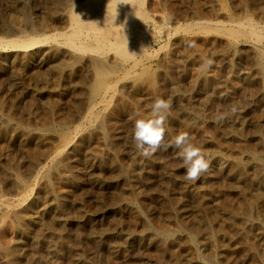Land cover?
<instances>
[{
	"label": "bare ground",
	"instance_id": "1",
	"mask_svg": "<svg viewBox=\"0 0 264 264\" xmlns=\"http://www.w3.org/2000/svg\"><path fill=\"white\" fill-rule=\"evenodd\" d=\"M63 1L65 2V0H63ZM214 1L216 2V0H214ZM218 1H220V0H218ZM47 2L49 5L52 3H56V0H47ZM211 2H209V3H211ZM220 2L222 4V1H220ZM220 2H219V4H220ZM252 3H253V1L250 2V4H252ZM56 4H58V3H56ZM56 4H54V6ZM155 5H157V4H155ZM25 6H27V5H25ZM263 6H264V4H263ZM144 7H146V6H144V0H79V1L69 0V1H67V3H65L64 7L61 9L60 12L58 10H57L58 12H55V13L52 12L51 17L54 20H56V21L60 20V21H62L61 23L64 22L65 26L67 25L69 27V30L64 31L63 33H61L62 36H60V37L64 38V40H65L64 42H66V44L68 46L67 47L68 51H65V52H68L70 54V56H74V58H80V56L77 55V54H79L78 52H84L85 53V51H90V53H92V52L94 53V54L92 53L93 57H91L92 59L90 61L89 66L92 68V70L94 72L93 76L96 77V78H94V80L96 79V81H95L96 83L94 86L95 88L93 90V95L91 94L92 98H90V99L86 98L87 100H90V101L87 102L88 103L86 106L87 109L84 108L86 112L84 114L82 113V115H83L82 117H79L81 120L80 124H78V125L76 124V126H74V127L73 126L69 127V125L67 126V124L65 123V125H66L65 126L64 125L65 120L63 121V119H61V117H59L58 114H56V115L59 117V121L56 118L57 122H55V121L51 122L50 124L46 125L43 128L38 127L39 125L36 126L37 123H36V125L33 126V124H35V123H32L29 121L32 124V125H30V123L28 122L29 119L25 120L28 123H24V119H20L21 117L17 118V115L20 112L17 115L15 114V112L17 111L16 109L19 105L18 102H20V101H17L18 99H16V97H19V96L15 95L16 96L15 98H11L13 96L10 97L9 94L5 93L4 88H3L2 84L0 83V180H3L2 178H4L5 180L7 178H8L7 180H9V178H11L14 186L17 187L18 189H21V191L17 192L18 196L16 195L18 197V199H17L18 203L17 204L12 202L13 199L10 200L11 202H9V199H8V201H6V199L0 198V264H64V262H62L61 259L59 260V258L63 254L64 251L65 252L71 251V249H72L71 245L74 246V244L71 243L72 242L71 241L72 234H75L77 236L76 238H78V243H76V244H79L80 247H77V249H75V252L73 249L72 252H74V255L73 254L72 255L74 257L72 259L70 258L71 260L67 264H88V262L84 258V255L82 254L83 252L81 251V253H78V251H80L81 248L83 249V247H81V246H83L82 244L87 241V239L85 240V238H84L87 235L90 237L89 241L91 239L93 241V243H95L94 245L97 246V248H99L100 246H102L104 244L106 246L107 238H109L110 240L113 239L114 242L109 244V249H110L111 254H112L111 256L113 257V259L110 261L111 262L110 264H118V262L120 260L118 262H117V260L120 259V256H121V258H124V257L127 258V255L125 253H122V252L123 251L125 252V247L128 243H131V245H132L133 242L137 243L138 245L148 246V247H151V246L155 247V246H160V245L162 246V245L167 244L169 242L176 244L177 248H175V250L177 249L176 250L177 252L176 253L174 252L175 254L173 253L174 255L172 256V260H171L172 264H242L243 262L247 261L248 259L252 260V262H254L255 264H258V263H256L258 260L257 258H259V256H257L258 253L261 256V258H259L260 259L259 264H264V150H263L264 148L261 150V149H256V147H255V149H254V147L252 148L251 143L249 144L251 147L244 143V144L237 146V147L235 145V148L234 147L230 148L228 146H225L224 144H220V143H224V142H217L212 138L211 139L210 138H200V137H203V136H201L202 134L200 135L199 138H197L196 137L197 134H195L193 123L200 121V120H203L202 114L200 115V113H197V111L194 110L191 106L181 107L179 110H180V115L182 116V118L178 115H172V114H170L168 117L167 127L169 129V133H166L165 140L166 141L170 140L173 135L178 134L179 132H182V131L188 132L190 134V136L192 137L193 142L196 143L198 146H202L203 150L211 158V163H210V167H209L208 171L204 175H202L195 183H191L188 181L178 182L179 180L176 179V176H174L173 173H171V172L168 173L169 170L166 171V169L161 167L166 172V175H164L163 178L160 180V182H161L160 187H158L159 185L158 186L156 185V187H158V188L151 187V185H155V184H151L149 186L151 188V190L155 189V191H156L155 196L158 198V202H159L158 203L159 205L158 206L156 205V207H159L157 211H156V209L153 210V209H150V207H148L149 202L148 203L146 202V200H147L146 196L147 195L144 193L145 189L143 190V188H144L143 185L147 186L149 183V182H147V181H149L147 179L152 177L151 173L149 171L150 167L147 166V167H149V169L147 171V168L145 165H139L140 164L139 160H137L139 163L136 161L138 163L137 165L136 164H130L131 163L130 161H126L128 163L130 162L129 165L126 162L124 164H127V165H122L118 161V157L120 158L119 155H121L122 152H120V150L118 148L119 144L117 146V143L115 141L109 140L108 130H110L109 129L110 127L109 128H107V127L110 124H109V122H106V123H108V125H106L105 120H104V117L106 115H104V117H103V113H104L103 111L106 110L107 92L109 91V89H111V87L116 85V84H114L113 86H111L110 82L108 81V78L110 77V75L117 73V71H120L122 69V67H124V65L127 63H128L127 65L129 66V68L124 67V72L129 73L130 70L134 69L137 66V64H140L139 62L142 61L141 59L139 60V58H137L138 56H140V57L144 56L143 58L147 59V57H150V56L152 57L154 55V54L151 55L149 53L150 51L148 52L146 50V44L148 42H146V40L144 39V38H147V37H145L146 36L145 32H146V29H148L151 26V23L149 20L150 18L148 16V14L146 13ZM166 8H167V6H166ZM179 8H181V7H179ZM211 8L212 7H210V9ZM218 8H220V7H218ZM21 10H23V9H21ZM25 11L26 12H24L23 14L21 13L22 14L21 19L25 23H29V25L31 24V27H33L34 22H35L32 18L33 16H31L30 11H27L26 9H25ZM222 11L223 10L221 9V12ZM21 12H23V11H21ZM48 12H49V10H48ZM248 12H250V11H248ZM2 13L4 14V12H2ZM196 16H198V15H196ZM3 17H4V15H3ZM226 17H225V19H227ZM246 17L250 18L249 16H246ZM8 18H10V17L8 16ZM166 20H168V18H166ZM239 20H240V18H239ZM7 21L4 20L2 18V16L0 15V23H3L6 26H9V25H7ZM245 21H247V20H245ZM160 22H162V20ZM237 22H239V21H237ZM15 23H17V22H15ZM201 23H202V21H201ZM214 23H216V21ZM195 26H198L197 29L198 30L200 29L202 31L206 25H198V23L195 24L194 22L193 23L178 24L176 26L175 30L181 31V32L184 31L186 33H192L194 31ZM1 28H3V27H1ZM38 28H40V26ZM211 28H212L211 30H213V26ZM216 28H218V26ZM24 29H26V28H24ZM225 29H227L228 35L232 39H239L241 37H246V36L253 37L255 42L260 44L259 46L256 45L255 43L253 45H251V48L254 50V52L256 54L255 57H257L259 59V63L257 60L256 63H254V64H257V63L263 64L264 47L261 46V43H264V29H263V27L262 28L258 27V24H255V22H253L252 19H250L246 25L241 23L238 25V27H234V28L225 27L224 31H225ZM21 30H23V28ZM198 30H197V32H198ZM204 30L206 31V29H204ZM208 30H210L209 27H208ZM208 30H207V32H208ZM34 31H35V29H34ZM224 31L222 33H224ZM25 33L26 32H24L23 34H25ZM49 35H51V34H49ZM229 36H228V38H229ZM18 37L16 39H13L10 37L12 40L9 43L13 46L20 48V49L26 50L28 47H30L32 45L34 46V44H38V43H42V42L44 43L47 40H50L53 36H46L45 35L44 38L41 36L42 37L41 39H40V37L37 38L38 36L37 37H28V38H19V39H18ZM1 40H3V39L1 38L0 42H1ZM251 40H252V38H251ZM243 43H245V42H243ZM2 44L4 45L3 42H2ZM5 44H7V43H5ZM66 44H65V46H66ZM147 45H149V44H147ZM160 45L162 46V44H160ZM225 45H226V43H225ZM50 47L51 48L48 50V55H50L53 58L54 57L56 58V59L54 58L55 62H56L55 72L58 75L62 74L65 71L66 67L68 65H70L71 63L77 64L76 63L77 61L74 63V61L70 60V59H69V61H68V59L66 61L65 60L59 61V59L61 57L59 59L57 57L61 51V47L59 45H55L54 47L50 46ZM107 51L113 52L110 61H108L109 59L107 58L108 57ZM229 52H230V50H229ZM108 53H111V52H108ZM79 55H81V54H79ZM249 55H251V54H249ZM252 55H253V53H252ZM166 56H167V54H166ZM82 57H84V56H82ZM255 57H252V58L255 59ZM48 58H50V57H48ZM71 59H73V58H71ZM4 60L5 59L2 58V61H1V58H0V72L2 71V69L4 67L3 64H5V63H2V62H4ZM52 62H53V60H52ZM78 62H79V60H78ZM24 63H26L24 66H26L27 68H30L33 64V56L26 53L24 55ZM43 64H45V63H43ZM49 64H51V63H49ZM142 65L143 64H141V66ZM258 67H259V65H258ZM140 69H143V68L140 67ZM9 71H10V69H9ZM155 72H157V70H155ZM26 73H28V71ZM169 74H170V72H169ZM176 74L173 73V75H176ZM30 76H32V75L30 74ZM125 76H128V75L126 74ZM135 77H137V76H135ZM133 78H131V79H133ZM201 78H202L201 83L205 84V82L207 80L205 78L203 79V77H201ZM33 79H35V78H33ZM44 79H46V78H44ZM109 79L111 80V78H109ZM165 79H167V78H165ZM129 80H130V78H129ZM140 80H142V79H140ZM245 80H246V78H245ZM18 81L19 80H17V82ZM20 81H22V79ZM47 81L48 80H46V82ZM49 82H50V80H49ZM263 82H264V79H263ZM4 83L5 82L3 80V84ZM173 83H172V85H173ZM37 84H39V83H37ZM37 84H36V86H37ZM151 84L153 85V83H151ZM12 85H14V83H12ZM11 86H9L8 88L10 89ZM15 86H16V84H15ZM135 86H137V85H135ZM18 88H19V86H18ZM201 88H202V86H201ZM37 89L40 90L41 92L47 91V87H46L44 82L41 83L40 85H38ZM211 89H213V88H211ZM254 90H256V89H254ZM59 91H61V90H59ZM177 92H179V90ZM251 92H253V91H251ZM13 93H12V95L15 94V93L14 94ZM20 94H21V92H20ZM64 94H66V93H64ZM175 94H177V93H175ZM149 95H150V93H149ZM179 95H180V93H179ZM187 97H188V95H187ZM137 98H139V97H135L134 100H136ZM153 98H154V95H153ZM44 99H46V98H44ZM48 99H50V98L48 97ZM37 100H39V99H37ZM41 101H43V100H41ZM44 102L46 103V101H44ZM58 102H61V101H58ZM39 103H41V102H39ZM79 103H80V101H79ZM103 103L105 104V106L102 105L101 107H99V105H101ZM50 104H51V102H50ZM77 104H78V102H77ZM248 104H249V101H248ZM47 105H49V104H47ZM72 106H74V105H72ZM80 106H81V104H80ZM54 108L55 107H50V108L48 107L47 112H49V113H47V114L51 115V114L55 113L54 111L56 109H54ZM28 109L26 111H28ZM35 111L36 110H34L33 112H35ZM227 111H229V110H227ZM23 112H25V111H23ZM50 112H51V114H50ZM69 113H70V111H69ZM80 113H81V111H80ZM30 115H31V113L29 111L26 116H30ZM48 115H47V117H48ZM73 115H74V113H73ZM20 116H22V115H20ZM36 116H37V114H36ZM62 116H63V114H62ZM14 117H16L17 119ZM66 118H67V116L65 117V119ZM74 118H76V117H74ZM236 118H237V120L242 121L240 119V117H236ZM49 119H48V121H49ZM51 119H52V117H51ZM109 120H107V121H109ZM114 121H115V119H114ZM36 122H37V120H36ZM45 122H46V120H45ZM69 122H71V121H69ZM206 126L208 127V125H205V127ZM82 127H83V129L81 130ZM111 127L113 129V125ZM198 128H199V126H198ZM240 128H242V127H239V129ZM254 129L255 128H253V131H254ZM260 130H259V132H260ZM202 131H204L203 128H202ZM261 131H263V130H261ZM78 134H81V136L78 137L79 136ZM258 134H260V133H258ZM110 135H111V137H113L116 134L114 133V135H112V134H110ZM234 136L237 139H238V137L240 138V136H238V135H234ZM117 137H118V135H117ZM257 137L259 138V140H257V142L260 141V139H262L259 144H261L262 142L264 143L263 134L257 135ZM217 140H219V139H217ZM128 142L129 141H127L126 143L129 144L130 142L129 143ZM239 142H241V141H239ZM15 147L17 149H19V151L21 152V155L24 156L23 157L20 155V157L21 158L23 157V159H20L18 156H15V155H13V153H11L14 150L16 152V149H13ZM132 148L130 150H132ZM169 149L174 151L175 154H177L176 149L171 148V147H169ZM170 153H171V151H170ZM174 153H172V154H174ZM18 154H19V152H16V155H18ZM137 154H139V153H137ZM137 154H136V156H139ZM155 154H157V153H155ZM134 155H133V157H135ZM154 155L151 158H144L140 155V158L144 159L145 163L151 162V164L157 165L158 164L157 157L159 155H156L157 157H155ZM17 157L21 160V162H19L20 163L19 165L23 164L24 162L26 163V164L24 163L25 165H21L20 169H19V166L17 165L18 164V158ZM125 157L127 158V156H125ZM122 159H124L123 156H122ZM173 160H175V159H173ZM22 161H23V163H22ZM159 161H161V159H159ZM177 162L181 165V160L179 157H178ZM108 163H110V164H108ZM165 164H167V162H165ZM160 165L162 166V164H159V167H160ZM168 165H170V164H168ZM167 167H165V168H167ZM24 169H25V171L22 172V170H24ZM107 169H108L110 178H106L107 179V181H106V180H104L105 178L103 177V176H106L103 171L107 170ZM152 169H154V168H152ZM158 169H160V168H158ZM170 170L173 171L172 169H170ZM213 170H216L218 172L226 171L228 173V176L233 179L232 183L235 182V185L233 183L234 188H236L235 192H238L239 194L238 195L235 194V197H227L221 201L220 200L221 196L219 197L220 192L218 193V189L220 187L218 188L217 187L218 185L215 186L214 184L216 182L215 183L213 182V178H212V174H211V171H213ZM155 171H157V170H155ZM155 171H153V172H155ZM159 171L160 170H158V172ZM102 172L104 173V175L102 174ZM151 172H152V170H151ZM173 172L175 174L176 171H173ZM156 174H158V173H156ZM157 177H155V178H157ZM102 178H104V179H102ZM219 178L220 177H218V179ZM218 179H215V180L217 181ZM225 179H227V178L225 177ZM229 180H231V179H229ZM86 182H88L90 185H92L91 188L94 187L98 192H103L105 190L107 192H109L111 195V198L114 200V203H115L114 209L111 211L114 218H117V217H115V215H117V214L118 215L119 214L120 215L121 214L128 215L130 217L129 219H132L131 223H133L132 221H134L135 226L138 225L141 228V234H137V233L133 234V233H131V231H130L131 234H126L124 232H121L122 229L119 230L118 229L119 227L117 226V224L112 225V228L110 227L111 229L107 230L106 234L102 232L104 235L102 233H101L102 235H100V234L97 235L96 233L94 234L92 231L87 232V230H86L87 222L84 223V221L88 217L87 216L88 214L81 213V210H78V207L82 208L81 205H78L80 199L82 201L85 200L83 197H84L85 191H86V189H85ZM197 182L204 184V186L201 187V185H200V187L199 186L197 187ZM225 182H223V183H225ZM230 182L228 183V185L230 184ZM32 183H34L33 187L31 185ZM158 184H160V183H158ZM141 185H142V187H141ZM174 185H178L179 191L181 190L182 193L185 194L186 200L182 201L181 198L176 199L173 196H172L173 198H171L170 194H172V192L171 193H169V192H170V189L172 188V186H174ZM224 185L222 184V187ZM119 186L121 187V190L118 189ZM219 186H221V185H219ZM15 187H13V188H15ZM222 187H221V189H222ZM91 188L90 189L87 188V189L91 190ZM225 188H227V186H225ZM95 189L92 191L93 193H94ZM3 190H6V189H3ZM89 190L86 192V194L89 192ZM172 190L174 191V188ZM16 191H14V192H16ZM147 191H145V192H147ZM179 191H178V193H179ZM78 192L80 194V197L78 196L79 198H77V196H76V194ZM221 192H222V194H224L223 191H221ZM148 193H149V191H148ZM74 194L76 196V199L74 197ZM97 194H99V193H97ZM0 195H1V193H0ZM102 195H104V194L102 193ZM226 195L229 196L228 194H226ZM226 195L224 194V196H226ZM97 196L99 197V195H97ZM104 196H106V195H104ZM174 196H175V194H174ZM231 196H233V194H231ZM150 197H154V196H151V194H150ZM111 198H109V199H111ZM155 202L154 203L151 202V204L153 203L155 205L156 204ZM188 206H190V207H188ZM110 207H111V205H110ZM112 207H113V205H112ZM187 208H189V210H186ZM118 219L120 220L121 218L118 217ZM92 221H94V220H92ZM126 221H127V219H126ZM118 223H120V222H118ZM108 224H107V226H108ZM236 225L238 226L237 231H245V232H249V234L252 232L255 234V238H256V242H255L256 244H254V242H253V244H250L248 246V248H245V250L242 248L244 250L243 251L244 256L241 252L242 250L239 248L241 250L239 252L240 253L239 255L241 256V254H242V257H240V256L236 257L235 256V254H236L235 251L239 250V249H237V245L239 243H241L242 240L238 241L239 243H237V240L236 241L234 240L235 239L234 236L227 235L225 233V230H227L225 228H228V231H226V232L229 233V231H230L229 227L235 228L234 226H236ZM215 227L218 229V230L216 229L217 232L214 231ZM232 228H231V230H232ZM94 230H96V228ZM223 230H224V232H223ZM7 231L11 232L13 234L12 238L9 237L11 240V243H9L10 241L6 238L5 234ZM230 234H231V232H230ZM240 234H238V235H240ZM245 235H246V233H245ZM250 235L248 238H251ZM6 239H7V241H6ZM2 240H5L6 242L3 241L4 243H1ZM61 240H62V242H61ZM244 240H245V238H244ZM249 240H251V239H249ZM74 242H76V241H74ZM246 242H247V240H246ZM87 243H88V241H87ZM244 244H247V243H244ZM244 244H243V246H244ZM79 245H75L74 247L76 248V246H79ZM138 245H137V247H138ZM86 246H87V244H86ZM134 246H132V247H134ZM240 247H242V246H240ZM128 249H129V247H128ZM159 249H162V248H159ZM21 251H28L29 253L25 254ZM61 251H63V252H61ZM87 251L88 250H86V252ZM202 251H208L207 256L204 255L203 253H201ZM138 252L140 253V251H138ZM94 253H96V252H94ZM153 253H152V255H153ZM154 255H156V254H154ZM157 255H159L158 252H157ZM163 255H166V254H163ZM111 256H109V257H111ZM88 257H90V255ZM100 258H102V257H100ZM89 259H92V258H89ZM161 259H162V261L157 259V256H156V259L154 261L152 260L148 263L149 264H166V262L164 263V261H166V260H164L163 256ZM125 260H127V259H125ZM169 262H170V260H169ZM250 262L251 261H249V264H250ZM95 263H97V262H95ZM104 263H106V262H104ZM89 264H90V262H89ZM101 264H103V262ZM134 264H136V263H134ZM138 264H140V263H138Z\"/></svg>",
	"mask_w": 264,
	"mask_h": 264
},
{
	"label": "rangeland",
	"instance_id": "2",
	"mask_svg": "<svg viewBox=\"0 0 264 264\" xmlns=\"http://www.w3.org/2000/svg\"><path fill=\"white\" fill-rule=\"evenodd\" d=\"M67 1H69V0H65V2L63 0L62 1L56 0V3H58V4L52 3V4L48 5L47 0H0V15L2 16V18L4 20H6V21L8 20L7 25H9V26H6L5 24L0 23V39L1 38L3 39L0 42V58H1V61H2V58L5 59L4 62H2L5 64H3L4 67H3L2 71L0 72V74H1L0 75V83L3 86L5 93L9 94L10 97L13 96L11 98H15L16 96H19V97H16V99H18L17 101H20V102H18L19 105L16 109L17 113L15 112L16 115L20 112L17 115V118L21 117L20 119H24V123H28L29 121L32 123H35V124H33V126L36 125V123H37L36 126L39 125L38 127H41V128L45 127L46 125L50 124L51 122H54V121L57 122V119L59 121V117H61V119H63V121L65 120L66 122L64 121V125L66 123L67 126L69 125V127H72V126L74 127V126H76V124L77 125L80 124L81 120L79 117H82L83 116L82 113L84 114L86 112L85 109H87V107H86L88 104L87 102L90 101L87 99L92 98L93 90L95 88L94 86L96 83L95 82L96 79L94 80V78H96V77L93 76L94 72H93L92 68L89 66L90 61L92 59L91 57H93L94 53L92 52L93 53L92 54V53H90V51H85L86 54L84 52H78L81 55L83 54L82 56H84L85 58L79 54H77V55L80 56V58H74V56H70V54L68 52H65V51H68L67 50L68 46H67L66 42H64L65 41L64 38H62L60 36H62L61 33H63L64 31H66V30L68 31L69 27L67 25L65 26L64 22H63L64 23L63 24V23H61L62 21H60V20L56 21L51 17L52 12H54V13L58 12V11L60 12L61 9L64 7L65 3H67ZM71 1H79V0H71ZM220 1H222V4ZM220 1L216 0V2H215L214 0H197V1L196 0H146V1L144 0V6H146L144 8H145V11L150 18L149 20L151 23V26L148 29H146V32H145L146 36L144 35L145 37H147L144 39L146 40V42H148L147 44H149V45L146 44V50L148 52L150 51L149 53L151 55H153V54L154 55L152 57L151 56L147 57V59L143 58L144 56H141V57L138 56L137 58H139V60L141 59L142 61H140L139 62L140 64H137V66L134 69H132L133 71L128 70L129 73L124 72V67L129 68V66L127 65L128 63H127L124 65V67H122V69L120 71H117V73L110 75L109 78H111V80L108 78V81L110 82L111 86L116 84L113 87H111V89H109V91L107 92L106 110L103 111L104 112L103 117H104V115H106L105 116L106 118L104 117L105 123L109 122V124H110V125H108V123H106V125H108L107 128L110 127L109 128L110 130H108L109 133L107 132L108 138L111 141H115L117 143V146L119 144L118 148H119L120 152H122V154L119 155L120 158L118 157V161L122 165H127V164L129 165L130 162H131L130 164H136L137 165L140 162L139 165H145L147 168V171L150 167L149 171H150L152 177L147 179L149 181L146 180L147 182H149L147 185L148 187L143 185V187H144L143 190L145 189L144 193L147 195L146 196L147 197L146 202L147 203L149 202L148 207H150V209H153V210L156 209V211L159 208V207H156V205L157 206L159 205L158 204L159 203L158 198L155 196V192H156L155 189L152 188L154 190L153 191V190H151V188L149 186L151 184H155V185H151V187H154V188L160 187V185H161L160 180L163 178L164 175H166V172L164 171V169H166V171L169 170L168 173L169 172L173 173V175L176 176V179L179 180L178 182H180V181L183 182L186 180L184 179L185 169L177 162L178 156H177V154L174 153V151L170 150L169 148H167V149L161 148V150L157 151L156 152L157 154L154 155L155 157H157L156 155H159L157 157L158 164L155 165V164H151V162L145 163V160L140 158V154H137L138 152L136 151L134 146H132L133 144H131L132 143L131 136H132L133 123H134V120L137 118L134 114L139 113L140 115H147L149 112V109H150V105L155 98L162 97L164 99H170L171 103H172V109H171L172 113H170V114H172V115H178L182 118V116L180 115L179 109L181 107H184V106H191L194 110L197 111V113H200V115L202 114L204 121L200 120V121L193 123V127L195 130V134H197L196 135L197 138H199L200 135L202 134L201 136H203V137H200V138H210V139L212 138L217 142H224V143H220V144H224L225 146H228L230 148H232V147L235 148V145L237 147V146H240L244 143L246 145H249L251 143V146H252V148L254 147V149H255V147H256V149H261V150L264 148L263 142H262L263 144L262 143L259 144L262 139H260V141L257 142V140H259L257 135L263 134V137H264V92H263L264 91V82H263V79H264V61H263V64L262 63L258 64L259 59L257 57H255L256 54H255L254 50L251 48V45H253L254 43L258 46L260 44L256 43L255 40L253 39V37H251V36L250 37L252 38V40L249 36H246L247 38L241 37L239 39H232L228 35L227 29H225V31H224L225 27L234 28V27H238V25L241 23L246 25L250 19H252V21L255 22V24H258V27H260V28L263 27V29H264V12H263L264 11L263 10L264 9L263 8L264 7L263 6L264 0H220ZM251 1H253V3H252L253 5L250 4ZM209 2H211V3H209ZM219 2L221 5L219 4ZM54 4H56V5L54 6ZM155 4H157V5H155ZM25 5H27V6H25ZM166 6H167V8H166ZM217 6L220 8L222 7L221 9L223 11L221 12V9L218 8ZM179 7H181V8H179ZM210 7H212V8L210 9ZM21 9H23V10H21ZM25 9L27 11H30L31 16H33L32 18L35 21L33 27H31V24L29 25V23H25L21 19L22 14L24 12H26ZM48 10H49V12H48ZM21 11H23V12H21ZM248 11H250V12H248ZM2 12H4V14ZM3 15H4V17H3ZM196 15H198V16H196ZM223 15L224 16L226 15L227 17L226 16L225 17L227 19H225V17ZM8 16L10 18H8ZM246 16H249L250 18H248ZM166 18H168V20H166ZM239 18H240V20H239ZM161 20H162V22H160ZM245 20H247V21H245ZM201 21L203 24L201 23ZM215 21H216V23H214ZM237 21H239L240 23ZM15 22H17V23H15ZM193 22L195 24L198 23V25H206L205 28H203V30L206 29V31L204 30L205 31L204 32L203 30L202 31L200 29L198 30L197 29L198 26H195V28H194L195 32L193 31L192 32L193 34L192 33H186L184 31L181 32V31L175 30L176 26L178 24L193 23ZM39 26H40V28H38ZM207 26L210 28V30L212 29L211 27L213 26V30H211V31L208 30ZM217 26H218V28H216ZM1 27H3V28H1ZM20 28L21 29L23 28V30H21ZM24 28H26V29H24ZM34 29H35V31H34ZM196 29L198 30V32ZM207 30H208V32H207ZM223 31H224V33H222ZM24 32H26V33L23 34ZM19 33L20 34L22 33V34L20 35ZM49 34H51V35H49ZM45 35L46 36H53V37L44 43L42 42V43L34 44V46L33 45L30 46L26 50L20 49V48L13 46L9 43L12 40L11 38L16 39L18 36H19L18 39L19 38H28V37H37V36H38L37 38L40 37V39H41L42 37L44 38ZM228 36H229V38H228ZM2 42L4 43V45L2 44ZM243 42H245V43H243ZM5 43H7V44H5ZM225 43H226V45H225ZM65 44H66V46H65ZM160 44H162V46ZM55 45H59L61 47V51L57 57L58 59L61 57L59 59V61H61V60L66 61L67 59H68V61H69V59L73 60L74 63L77 61L76 62L77 64L71 63L70 65H68L67 66L68 68L66 67L65 71L60 75H58L55 72V64H56L55 59L56 58L54 57L55 58L54 59L53 57L48 55V50L51 48L50 46L54 47ZM261 46L264 47V43H261ZM229 50H230V52H229ZM231 51L232 52L234 51V52L232 53ZM108 52H111V53H108ZM26 53L33 56V64L30 67L31 69L24 66L26 64V63H24V55ZM112 53H113L112 51H107V56H108L107 58L109 59V60L107 59L108 61H110V59L112 57ZM252 53L254 56L252 55ZM166 54H167V56H166ZM249 54H251V55H249ZM48 57H50V58H48ZM252 57H255V59ZM71 58H73V59H71ZM206 59H211L213 61L211 68L208 69L207 71L204 70V62ZM52 60H53V62H52ZM78 60H79V62H78ZM257 60H258L257 64L259 65V67L257 64H254V63H256ZM43 63H45V64H43ZM49 63H51V64H49ZM141 64H143V65L141 66ZM140 67L143 68L144 70L140 69ZM9 69H10V71H9ZM155 70H157V72H155ZM27 71H28V73H26ZM169 72H170V74H169ZM29 73L32 76H30ZM173 73L174 74L177 73V74L173 75ZM126 74L128 76H125ZM135 76H137V77H135ZM32 77L35 78L36 80L33 79ZM164 77L167 79H165ZM201 77H203V79L205 78L207 80L205 82V84L201 83V79H202ZM44 78H46V79H44ZM129 78H130V80H129ZM131 78H133V79H131ZM245 78H246V80H245ZM21 79H22V81H20ZM140 79H142V80H140ZM3 80L5 82L4 84H3ZM17 80H19L18 81L19 83L17 82ZM46 80H48V81L46 82ZM49 80H50V82H49ZM11 82L14 83V85H12ZM43 82L45 83V85L47 87L46 92H41L40 90L37 89V86ZM37 83H39V84H37ZM151 83H153L154 86ZM172 83H173V85H172ZM15 84H16V86H15ZM36 84H37V86H36ZM8 85L9 86L12 85L10 87V89L8 88L9 87ZM135 85H137V86H135ZM18 86H19V88H18ZM201 86H202V88H201ZM211 88H213V89H211ZM254 89H256V90H254ZM59 90H61V91H59ZM178 90H179V92H177ZM251 91H253V92H251ZM20 92L22 95L20 94ZM12 93L14 95H12ZM64 93H66V94H64ZM149 93L151 96L149 95ZM175 93H177V94H175ZM179 93H180V95H179ZM153 95H154V98H153ZM187 95H188V97H187ZM48 97L50 99H48ZM135 97H139V98L134 100ZM44 98H46V99H44ZM37 99H39L40 101ZM41 100H43V101H41ZM121 100L122 101L124 100V101L122 102ZM44 101H46V103ZM58 101H61V102H58ZM79 101H80V103H79ZM248 101H249V104H248ZM39 102H41V103H39ZM50 102H51V104H50ZM77 102H78V104H77ZM47 104H49V105H47ZM80 104H81V106H80ZM72 105H74L75 107ZM102 105L105 106V104L103 103V104L99 105V107H101ZM46 107L47 108L48 107L49 108L55 107L54 108V109H56L54 111L55 113L51 114V112H50L51 115H48L47 113H49V112H47ZM233 107H235L237 109L234 117L231 116L230 119H228L226 122H224L222 124H217L215 122L214 117L216 115H218L220 112H228L227 110H230ZM27 109H28V111H26ZM34 110H36V111L33 112ZM23 111H25L26 113ZM29 111H30L31 115L26 116ZM69 111H70V113H69ZM80 111H81V113H80ZM35 113L37 114V116ZM73 113H74V115H73ZM46 114L48 115V117ZM56 114H58L59 117ZM62 114H63V116H62ZM20 115H22V116H20ZM64 116L65 117L67 116L68 119L67 118L65 119ZM51 117H52V119H51ZM74 117H76V118H74ZM236 117H240V119L242 121L237 120ZM14 118H16V117H14ZM37 118L39 120L41 119L42 121L41 120L39 121ZM47 118L48 119L50 118L49 121ZM27 119H29L28 122L25 121ZM114 119H115V121H114ZM36 120H37V122H36ZM45 120H46V122L47 121L48 122L46 123ZM107 120H109V121H107ZM69 121H71V122H69ZM30 125H32V124L30 123ZM112 125H113V129L111 127ZM205 125H208V127L207 126L205 127ZM198 126H199V128H198ZM239 127H242V128L239 129ZM202 128L204 131H202ZM253 128H255L254 131H253ZM82 129H83V127L81 128V130ZM260 129L263 131H261ZM259 130H260V132H259ZM114 133L116 135L111 137L110 134L114 135ZM258 133H260V134H258ZM78 135H79L78 137L81 136V134H78ZM117 135H118V137H117ZM234 135L240 136V138L238 137L239 140L237 138H235ZM217 139H219V140H217ZM127 141L130 142V143L128 142L130 145L126 143ZM239 141H241V142H239ZM130 147L131 148L133 147L132 148L133 151L130 150L131 149ZM13 149H16V152H19V154L16 155L15 150L12 151L11 153H13V155H15V156H18L20 159H23L24 156L21 155V152L19 151V149H17L16 147ZM170 151H171V153H170ZM172 153H174V154H172ZM136 154L139 156H136ZM20 155L23 157L21 158ZM133 155L135 157H133ZM122 156L124 159H122ZM125 156H127V158ZM19 158H18V164L17 165L19 166V169H20V166L25 165L26 163L24 162L25 163L24 164L22 161L23 164L19 165L20 164L19 162H21V160ZM159 159H161V161H159ZM173 159H175V160H173ZM137 160H139V162ZM126 161H130V162L128 163ZM125 162L127 164H124ZM165 162H167V164H165ZM108 164H110V163H108ZM159 164H162V166L160 165V167H159ZM168 164H170V165H168ZM147 166H149V167H147ZM151 167L154 169H152ZM161 167H163L164 169H162ZM165 167H167V168H165ZM158 168H160V169H158ZM108 169L103 171L106 176H103L104 173L102 172V174H103L102 176L105 178V179L104 178H102V179H104L106 181H107L106 178H110ZM170 169H172L173 171H176L175 174ZM151 170H152V172H151ZM155 170H157V171H155ZM158 170H160V171L158 172ZM23 171H25V169L22 170V172ZM153 171H155L158 174H156ZM211 174H212L213 182L214 183L216 182L214 185L215 186L218 185L217 186L218 188L220 187L219 189L218 188L217 189H218V193L220 192L219 197L221 196L220 197L221 201L227 197H235V194L236 195L239 194L238 192H235L236 191V188H234L235 182H233L234 183V185H233V183H232L233 179L228 176V173L226 171L218 172L216 170H213V171H211ZM155 177H157L158 179ZM218 177H220V178L218 179ZM225 177L227 179H225ZM2 179L3 180H0V186H1L0 187V193H1L0 198H4V199H6V201H8V199H9V202H11L10 200L13 199L12 202L17 204L18 203L17 192L21 191V189H18L17 187L14 186L11 178H9V180H7L8 178L6 180L4 178H2ZM215 179H218L217 180L218 182ZM229 179H231V180H229ZM223 182H225V183H223ZM229 182H230V184L228 185ZM158 183H160V184H158ZM222 184L223 185L225 184V185L222 187ZM31 185L33 187L34 183H32ZM156 185L157 186L159 185V186L156 187ZM200 185H201V187L204 186V184L197 182V187L198 186L200 187ZM219 185H221V186H219ZM225 186H227V188H225ZM13 187H15L16 189ZM91 187H92V185H90L88 182H86V187H85L86 191H85V195L83 197L85 200L82 201L80 199V201L78 203V205H81L83 208L82 209V208L78 207V210H81V213L88 214L87 215L88 217L86 218V220L84 219L85 220L84 223L87 222V226H86L87 232L92 231L94 234L96 233L97 235L98 234L102 235L103 233L106 234L107 230L112 228V225L117 224V226L119 227L118 229L123 230V231L121 230V232H124L126 234H131V233L141 234V228L138 225L135 226L134 221H132L133 223H131L132 219H129L130 217L128 215H123V214L118 215L117 214L118 216L115 215V217H117V218H114L111 211L114 209L115 203H114V200L111 198V195L109 192H107L106 190H105L106 192L105 191L98 192L94 187L93 188H91ZM141 187H142V185H141ZM177 187H178V185H174L170 189L169 193L172 192V194H170L171 198H173V197L176 199L181 198L182 201L186 200L185 194L182 193L181 190L179 191V187L178 188ZM221 187H222V189H221ZM87 188H89V189L91 188V190H89ZM173 188H174V191L172 190ZM3 189H6V190H3ZM94 189H95V191H94L95 194L92 192ZM118 189L121 190V187L119 186ZM88 190H89V192L86 194V192ZM147 190L149 191V193ZM177 190L179 191V193ZM14 191H16V192H14ZM145 191H147V192H145ZM221 191H223V193L225 195L228 194L229 196H227V195L224 196V194H222ZM97 193H99V194H97ZM102 193L106 196L102 195ZM75 194H74L75 199H76V196H77V198L80 197L79 192L77 193L78 195L76 194V196H75ZM150 194H151V196H154V197H150ZM174 194H175V196H174ZM231 194H233V196H231ZM97 195H99V197ZM109 198H111V199H109ZM151 202H153V203L155 202L156 204L155 205L153 203L151 204ZM110 205H111V207H110ZM112 205H113V207H112ZM188 207H190V206H188ZM186 210H189V208H187ZM118 217L121 218L120 219L121 221L118 219ZM126 219H127V221H126ZM92 220H94V221H92ZM118 222H120L121 224ZM107 224H108V226H107ZM92 227L94 229L96 228V230H94ZM234 227L236 229L229 227V230H230L229 233L226 232V231H228V228H225V229H227V230L224 229L225 233L227 235L234 236L235 237L234 240L235 241L237 240V243H239L238 241L242 240L241 243H239L237 245V249L240 248L242 251L240 249L238 251H235L236 252L235 256L239 257L240 251L242 252V254L244 256L243 251L245 250V248H248V246L250 244H253V242H254V244H256L255 243L256 242L255 234L251 232L250 233L251 235H250L249 232L237 231L238 226L236 225ZM231 228H232V230H231ZM216 229L217 228L215 227L214 231L217 232L218 229L217 230ZM224 230H223V232H224ZM130 231H131V233H130ZM230 232H231V234H230ZM245 233H246V235H245ZM238 234H240V235H238ZM248 234L250 235L251 238H248L249 237ZM5 235H6V238L10 241V242L9 241L8 242L11 243L10 238L13 237V234L11 232L7 231ZM71 237H72L71 243L74 244V246L79 245V244H76V243H78V238H76L77 236L75 234H72ZM84 238H85V240L87 239L88 243H87V241L85 243H83L82 244L83 246H81V247H83V249L81 248L80 251H78V253H81V251L83 252L82 254L84 255V258L86 259L88 264H89V262H90V264H98V263L101 264L102 262H103V264H106V263L110 264L111 263L110 261L113 259V257L111 256L112 254H111V251L109 249V244L114 242L113 239L110 240L109 238H107L106 246L104 244V245L100 246L99 248H97V246L94 245L95 243H93V241L91 239L89 241L90 237L88 235ZM244 238H245V240H244ZM7 239H6V241H7ZM249 239H251V240H249ZM246 240H247V242H246ZM3 241L6 242L5 240H2L1 243H4ZM74 241H76V242H74ZM61 242H62V240H61ZM244 243H247V244H244ZM86 244H87V246H86ZM243 244H244V246L245 245L246 246L244 247ZM137 245L138 244L134 243V242L132 245H131V243H128L125 247V252L124 251L122 252V253H125L127 255V258H125V257L121 258V256H120V259L117 260V262L120 260L118 262V264H122V263L123 264H134V263H136V264H138V263L147 264L148 262H150L152 260L154 261L156 259V256H157V259H159L160 261H162L161 258L163 256L164 260H166V261L163 260L164 263L166 262V264H169V263L172 264V261H171L172 256L177 252L176 251L177 249L175 250V248H177V245L172 243V242H169V243L164 244L162 246L160 245V246H155V247L154 246L148 247V246H142V245H138V247H137ZM74 246L71 245V247H72L71 251H66V252L61 251V252H63V254L61 255L62 257L60 256L59 260L61 259V261L64 262V264H67L74 257L73 255H74L75 249H77V247H80V245L76 246V248ZM132 246H134V247H132ZM240 246H242V247H240ZM128 247H129V249H128ZM159 248H162V249H159ZM73 249H74V252H72ZM86 250H88V251L86 252ZM138 251H140V253ZM21 252H23L25 254L29 253L28 251H21ZM94 252H96V253H94ZM157 252L159 253V255H157ZM152 253H153V255H152ZM201 253H203L204 255L207 256L208 251H202ZM154 254H156V255H154ZM163 254H166V255H163ZM242 254L240 257H242ZM89 255H90V257H88ZM99 256L102 258H100ZM109 256H111V257H109ZM158 256L159 257L161 256V257L159 258ZM257 256H259V258H261L259 253L257 254ZM89 258H92V259H89ZM259 258H257L258 260L256 259L257 260L256 263H258V264L260 263ZM125 259H127V260H125ZM169 260H170V262H169ZM249 261H251L250 264H252V263L255 264L250 259H248L247 261H245L243 263L241 262V263L242 264H247V263L249 264ZM95 262H97V263H95ZM104 262H106V263H104Z\"/></svg>",
	"mask_w": 264,
	"mask_h": 264
},
{
	"label": "clouds",
	"instance_id": "3",
	"mask_svg": "<svg viewBox=\"0 0 264 264\" xmlns=\"http://www.w3.org/2000/svg\"><path fill=\"white\" fill-rule=\"evenodd\" d=\"M213 61L206 59L204 70L211 68ZM172 103L170 99L157 97L150 105L147 115L135 113L137 117L134 120L132 128L131 141L136 151L144 158H151L161 148L169 147L177 150V156L181 160V166L185 169L184 179L188 182L195 183L204 175L211 163V158L193 142L188 132H179L165 140L166 133H169L167 127L168 117L171 113ZM237 109L231 108L228 112H220L214 117L217 124H222L231 116H234Z\"/></svg>",
	"mask_w": 264,
	"mask_h": 264
}]
</instances>
